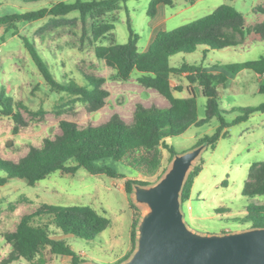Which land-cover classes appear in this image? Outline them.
Masks as SVG:
<instances>
[{"label": "rangeland", "instance_id": "rangeland-1", "mask_svg": "<svg viewBox=\"0 0 264 264\" xmlns=\"http://www.w3.org/2000/svg\"><path fill=\"white\" fill-rule=\"evenodd\" d=\"M58 1L74 0H0V17L35 11ZM242 1L197 0L191 5L180 7L183 0H176L174 6H164L159 12L156 8L158 14L155 12L156 15L149 16L147 11L150 0H127L121 3L119 9L101 18L113 22L114 29L111 30V35L99 38L96 43L108 45L111 42H127L130 25L138 35L137 49L142 51L148 46L154 29H175L211 13L222 4L235 6L246 13L253 0H245L244 8L243 4H238ZM258 7L260 8L255 6L257 9ZM64 18L67 21L57 24H53L48 17L36 21L13 22L14 27L0 24V88L11 98L14 110L21 116V122L16 123L11 116L0 112L2 159L16 162L31 147H40L44 139L59 135V122L62 120L84 128L102 124L113 115H118L129 124L133 121L138 105L162 108L169 106V102L156 90L144 87L137 81L136 71L127 81L113 79L112 69L93 53V42L88 37V24H82L77 13H70ZM252 37L233 48L209 51L205 57L202 46L192 53H176L169 58V63L175 67L183 62L201 63L204 70L225 73L216 64L217 61L237 63L264 56V40L254 42ZM23 38L32 41L47 57L50 69L57 79L74 80L81 84L82 74L104 78L102 88L108 91V95L103 105L90 111L85 104L75 101L64 92L52 90L34 66ZM171 80L174 86L183 89L175 95L187 97L184 77L173 76ZM261 80L254 72L242 70L234 78L227 75L226 82L217 87L221 106L227 110L224 119L229 126L226 127L227 135L221 137L214 148L205 147L193 165L200 166L201 171L194 178L190 198L182 204V212L185 223L195 231L222 233L249 228V225L240 224L235 218L245 214V205L250 200L241 195L249 166L264 161V112H255L248 120L238 124H232V121L239 114L235 108L264 103V94L257 91ZM196 89L197 119H202L205 116L206 98L202 96L198 86ZM16 125L18 132L14 133ZM218 125V120L213 118L204 125L190 126L182 134L168 138L167 143L173 146L175 153H182L193 148L203 136L213 134ZM104 163L124 177L93 175L84 168H78L73 175L51 173L34 186H29L20 179H10L0 186V260L11 251L3 234L14 231L21 216L33 212L43 203L90 206L110 220L108 227L91 240L56 236L66 237L65 241L86 262L118 264L125 256H130L135 248L131 241V227L134 219L138 224L146 208L134 203L132 191L130 194L126 193L124 184L127 180L156 183L169 167V153L164 150L162 167L156 175L149 178L141 177L133 169L110 159ZM258 200L264 202V196H259ZM218 208L228 209L229 212H217ZM43 258V264H71L69 257L51 255L48 252L43 253ZM9 264L33 263L19 259Z\"/></svg>", "mask_w": 264, "mask_h": 264}, {"label": "trees", "instance_id": "trees-1", "mask_svg": "<svg viewBox=\"0 0 264 264\" xmlns=\"http://www.w3.org/2000/svg\"><path fill=\"white\" fill-rule=\"evenodd\" d=\"M33 2L40 0H22ZM127 0H74L58 1L49 7L35 11L14 13L0 17V24L14 27L13 22L36 21L50 18L53 24L65 22V16L77 13L82 24H88V37L93 42V53L97 59L103 60L112 69L111 77L119 81H127L134 71L138 73L137 81L144 87L156 90L168 102V107H144L138 105L133 121L125 123L118 115L99 125L79 128L75 123L62 120L59 122L61 133L54 138L44 139L40 147H31L27 154L18 161L0 158V186L10 179L23 180L34 186L39 180L54 172L73 175L78 168H84L93 175L104 174L110 178L124 177L117 174L104 162L108 159L133 169L138 175L149 178L158 173L162 167L164 150L171 160L175 154L173 146L167 143L170 137L178 136L190 126H201L216 118L218 127L211 135L203 136L197 143H208L214 148L216 142L227 135L229 124L224 119L227 113L221 106L217 87L227 80V74L235 77L242 70H250L262 78L258 93L264 94V56L257 59L237 63H218L225 73H213L203 69V65L183 62L179 66H171L169 58L176 53H192L197 47H204L203 56L214 50L242 45L249 35L254 41L264 40V21L246 26L244 16L235 7L222 4L211 13L185 23L172 30H159L146 50L138 51V35L128 25L129 37L125 43L111 42L108 45L97 44L96 41L111 35L114 24L110 20L101 19L106 14L120 8ZM194 0H190L193 3ZM172 5V0H150L148 15L154 16L157 5ZM30 58L45 82L57 92H64L75 101L87 106L90 111L100 108L108 91L102 88L104 78L82 74L81 84L74 80L57 79L50 69L47 57L42 54L32 41L23 38ZM96 43V44H95ZM183 76L186 80L184 90L187 97H177L182 92L174 86L171 78ZM198 86L202 96L206 98L205 116L197 119L196 91ZM239 114L232 124L249 119L255 112H264V103L252 107L235 108ZM0 112L11 116L15 122H21V116L14 110L4 90L0 88ZM18 132V126L14 127ZM201 171L196 165L189 172L181 192V202L188 201L194 178ZM147 184V181L127 180L124 191H132V184ZM224 183V182H223ZM241 195L250 198L245 205V214L235 219L249 227H264V202L258 200L264 196V161L249 166ZM216 209L217 212L229 210ZM110 220L90 206L55 205L43 203L31 213L21 216L15 230L4 233L5 241L10 244L11 251L0 264H9L25 259L33 264L45 262L43 253L69 257L71 264H81L85 260L65 241L74 236L91 240L108 227ZM137 220L131 227V241L135 246ZM66 236L65 238L56 237ZM125 256L121 261L127 259Z\"/></svg>", "mask_w": 264, "mask_h": 264}, {"label": "water", "instance_id": "water-1", "mask_svg": "<svg viewBox=\"0 0 264 264\" xmlns=\"http://www.w3.org/2000/svg\"><path fill=\"white\" fill-rule=\"evenodd\" d=\"M207 146L175 153L156 183L132 184L134 203L146 211L136 225L134 250L118 264H264V227L200 233L184 221L181 192Z\"/></svg>", "mask_w": 264, "mask_h": 264}, {"label": "crops", "instance_id": "crops-1", "mask_svg": "<svg viewBox=\"0 0 264 264\" xmlns=\"http://www.w3.org/2000/svg\"><path fill=\"white\" fill-rule=\"evenodd\" d=\"M182 1V0H181ZM195 1H197V0H194L193 1V3L195 2ZM175 2H176V0H172V5H164V4H159V5H157V8H158V12H159V9H161L162 10V7H164V6H174L175 5ZM193 3H191L190 2V0H183V2H182V4H180V7H183V6H186V4H189V5H191V4H193ZM238 4L239 5H241V4H243V8L245 7V0H243L242 2H238ZM255 6H260V8L258 7V9L257 8H255ZM235 7V6H234ZM236 8V7H235ZM237 9V8H236ZM239 12H241L242 14H243V16H244V20H245V24H246V26H249L250 27V24L251 25H253V24H255V23H258V22H263L264 21V0H253V1H251V5H250V7L248 8V10H247V12L246 13H243L241 10H239V9H237ZM158 12H156L157 14H158ZM249 14V15H248ZM156 15V14H155ZM252 16L253 15V17H248V16ZM251 21V22H249V21ZM163 20H160V22H162ZM164 21H165V18H164ZM155 31H153V32H151V34H150V40L148 41V46H149V44L151 43V41L153 40V38H154V36H155V34H156V29H154ZM159 30H163V29H159ZM158 30V31H159ZM252 35L253 34H251V35H249L248 37H252ZM252 39H253V37H252ZM254 41V40H253ZM254 42H256V41H254ZM147 46V47H148ZM147 47L144 49V50H146L147 49ZM228 48H233V47H228ZM225 49H227V48H224V49H222V50H225ZM144 50H142V51H144ZM222 50H220V51H222ZM217 63H221V62H219V61H217L216 62V64ZM215 68L217 67V66H214ZM227 75H229V74H227ZM234 78V77H233ZM226 82V81H225ZM195 91H196V95L198 96V92H197V89H196V86H195Z\"/></svg>", "mask_w": 264, "mask_h": 264}]
</instances>
